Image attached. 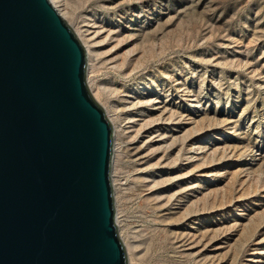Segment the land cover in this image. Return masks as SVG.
Segmentation results:
<instances>
[{
    "label": "rangeland",
    "instance_id": "1",
    "mask_svg": "<svg viewBox=\"0 0 264 264\" xmlns=\"http://www.w3.org/2000/svg\"><path fill=\"white\" fill-rule=\"evenodd\" d=\"M57 3L112 123L128 264H264V0Z\"/></svg>",
    "mask_w": 264,
    "mask_h": 264
},
{
    "label": "water",
    "instance_id": "2",
    "mask_svg": "<svg viewBox=\"0 0 264 264\" xmlns=\"http://www.w3.org/2000/svg\"><path fill=\"white\" fill-rule=\"evenodd\" d=\"M49 0H0V264H128L113 128Z\"/></svg>",
    "mask_w": 264,
    "mask_h": 264
},
{
    "label": "bare ground",
    "instance_id": "3",
    "mask_svg": "<svg viewBox=\"0 0 264 264\" xmlns=\"http://www.w3.org/2000/svg\"><path fill=\"white\" fill-rule=\"evenodd\" d=\"M50 2H51V4L55 7V9L59 12V14L64 18V19H66L65 18V16H64V14L62 13V10L60 9V7L58 6V3H57V1L58 0H49ZM75 31V30H74ZM76 32V31H75ZM76 34H77V36L79 37V35H78V33L76 32ZM88 37V36H87ZM80 38V37H79ZM85 38V37H84ZM89 39V38H88ZM80 40H81V42L83 43V45H84V47H85V49H86V53H87V56L89 57V51H88V47H87V45L84 43V41L80 38ZM87 40V39H86ZM87 57V58H88Z\"/></svg>",
    "mask_w": 264,
    "mask_h": 264
}]
</instances>
